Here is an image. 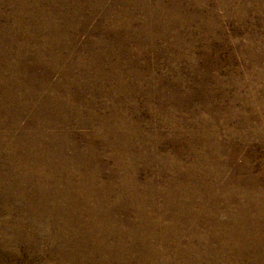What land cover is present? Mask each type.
Returning <instances> with one entry per match:
<instances>
[{"label": "rangeland", "instance_id": "374dc122", "mask_svg": "<svg viewBox=\"0 0 264 264\" xmlns=\"http://www.w3.org/2000/svg\"><path fill=\"white\" fill-rule=\"evenodd\" d=\"M83 263L264 264V0H0V264Z\"/></svg>", "mask_w": 264, "mask_h": 264}, {"label": "bare ground", "instance_id": "6f19581e", "mask_svg": "<svg viewBox=\"0 0 264 264\" xmlns=\"http://www.w3.org/2000/svg\"><path fill=\"white\" fill-rule=\"evenodd\" d=\"M30 134V133H29ZM52 140V139H51ZM44 144V143H43ZM27 151H29V150H27ZM37 154V153H36ZM34 157V156H33ZM56 158V157H55ZM49 161V160H48ZM55 161V160H54ZM64 162V161H63ZM66 163H67V161H66ZM62 164V163H61ZM49 165V164H48ZM52 167V166H51ZM60 171V170H59ZM58 171V172H59ZM56 176V175H55ZM63 176V175H62ZM55 179V178H54ZM65 180V179H64ZM93 180H94V178H93ZM99 180V179H98ZM101 180H103V179H101ZM104 181V180H103ZM48 182V181H47ZM63 182V181H62ZM239 183V182H238ZM24 184V183H23ZM54 184V183H53ZM60 185V184H59ZM67 185V184H66ZM61 186V185H60ZM64 186V185H63ZM69 186V185H68ZM75 186V185H74ZM77 186V185H76ZM65 187V186H64ZM63 188V187H62ZM66 188V187H65ZM77 188V187H76ZM75 189V188H74ZM63 191V190H62ZM67 194V193H66ZM62 196V195H61ZM65 196V195H64ZM128 196V195H127ZM104 197V196H103ZM121 198V197H120ZM131 198V197H130ZM136 198V197H135ZM229 198V197H228ZM120 200V199H119ZM261 200V199H260ZM263 200V199H262ZM64 201V200H63ZM125 201V200H124ZM128 202V201H127ZM136 202V201H135ZM64 203V202H63ZM68 203V202H67ZM262 203V202H261ZM123 204V203H122ZM125 204V203H124ZM136 204V203H135ZM59 205H61V204H59ZM63 205V204H62ZM68 205V204H67ZM139 205V204H138ZM124 207V206H123ZM60 208V207H59ZM62 208V207H61ZM65 208V207H64ZM70 208V207H69ZM68 209V208H67ZM114 209V208H113ZM112 210V209H111ZM124 210V209H123ZM61 211V210H60ZM63 211V210H62ZM125 211V210H124ZM124 211H122V212H124ZM112 212V211H111ZM114 212V211H113ZM131 212V211H130ZM178 212V211H177ZM124 214V213H123ZM115 216V215H114ZM179 216V215H178ZM34 217V216H33ZM126 217V216H125ZM36 218V217H35ZM117 218V217H116ZM126 218H128V217H126ZM130 219V218H129ZM116 220V219H115ZM126 220V219H125ZM34 221V220H33ZM40 221V220H39ZM61 221V220H60ZM133 221H135L134 219H133ZM130 222V221H129ZM136 222V221H135ZM120 223H122V222H120ZM126 223V222H125ZM139 223V222H138ZM43 224V223H42ZM123 224V223H122ZM136 224V223H135ZM18 224H16L15 226H17ZM130 225V224H129ZM19 226V225H18ZM41 226V225H40ZM126 226V225H125ZM135 226V225H134ZM144 227V226H143ZM122 229V228H121ZM147 229V228H146ZM27 230V229H26ZM27 232V231H26ZM137 238V237H136ZM141 240H142V238H140ZM117 240V239H116ZM135 241V240H134ZM110 242V241H109ZM120 242V241H119ZM109 244H111V243H109ZM148 246V245H147ZM105 247V246H104ZM106 248H107V246H106ZM112 248V247H111ZM130 251V250H129ZM132 252V251H131ZM151 253V252H150ZM134 256V255H133ZM114 258V257H113ZM153 258V257H152ZM118 260H119V258H117ZM125 259V258H124ZM113 260V259H112ZM129 260V259H128ZM134 260V259H133ZM139 261V260H138ZM154 261V260H153ZM131 263V262H130ZM130 263H128V264H130ZM152 263V262H151ZM151 263H149V264H151ZM157 263V262H156ZM84 264V263H83ZM145 264V263H144Z\"/></svg>", "mask_w": 264, "mask_h": 264}]
</instances>
